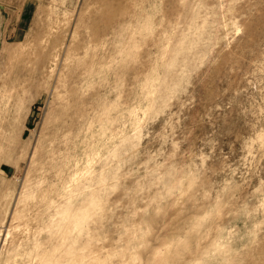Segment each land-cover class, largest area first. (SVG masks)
I'll return each instance as SVG.
<instances>
[{"label":"rangeland","instance_id":"obj_1","mask_svg":"<svg viewBox=\"0 0 264 264\" xmlns=\"http://www.w3.org/2000/svg\"><path fill=\"white\" fill-rule=\"evenodd\" d=\"M0 264H264V0H0Z\"/></svg>","mask_w":264,"mask_h":264}]
</instances>
